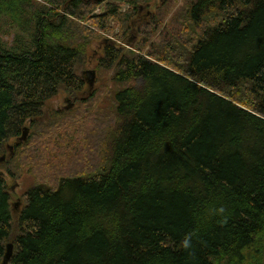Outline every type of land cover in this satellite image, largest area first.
I'll list each match as a JSON object with an SVG mask.
<instances>
[{
	"label": "trees",
	"instance_id": "16d2710c",
	"mask_svg": "<svg viewBox=\"0 0 264 264\" xmlns=\"http://www.w3.org/2000/svg\"><path fill=\"white\" fill-rule=\"evenodd\" d=\"M168 1L0 0V264L7 243L8 264H264V0H187L139 49L102 37ZM93 39L120 88L95 119Z\"/></svg>",
	"mask_w": 264,
	"mask_h": 264
},
{
	"label": "rangeland",
	"instance_id": "374dc122",
	"mask_svg": "<svg viewBox=\"0 0 264 264\" xmlns=\"http://www.w3.org/2000/svg\"><path fill=\"white\" fill-rule=\"evenodd\" d=\"M177 1L179 4H176V0H169L168 2L165 3V5L161 3L158 6H155L154 9H152V6H150L149 4L146 6L142 5L140 6V9H137L135 11V15L133 16V19L130 22L124 23L125 25L127 24L125 27L121 25L120 23H118L117 21L112 20L110 21V27L113 29V33L106 34L105 36H102V35L101 36L105 37V39H108V40L109 39L116 40L121 47L130 48L129 45H132V46H136L137 49H139V46L144 43L143 39L153 38V41L162 39L163 36H161V34H163L164 31L168 29L169 27L168 23L170 24L171 19L175 16V13L178 11L180 4H184L187 0H177ZM114 6H117L118 8ZM143 6H145L148 10H145ZM111 8L118 9V13L121 16H123V14L130 13V10H131L129 9L128 5L121 3V2L120 3L106 2L104 3V5L100 6V9L97 10L96 15L104 14L106 10L111 9ZM148 11L150 13L154 12V14H152L153 17L160 18V21L162 24L161 26H159L158 30L155 31L152 35H150L149 37H144L141 35V32L134 33V31L131 28H129V25H131L132 27H135L138 24L139 26H143V24L145 22H148L150 19L147 15ZM101 38L99 41L102 40ZM96 41L97 39H93L91 41L92 45L85 49L86 55L83 54L81 56L82 65L80 66L79 71H77L79 76L82 75L84 72L89 71L88 73L84 75L83 80H84L85 85H88V83L91 84V82H93V84L95 83L94 84L95 88L93 90L92 96L97 94V97L93 98L94 101H92V105L90 108L91 109L90 116L93 119L98 118L97 117L98 113H102L108 110L109 107H111V102H110L111 100L109 98L110 96L105 97V95L108 92V90L112 88V86H116L112 82V70L107 71L106 69L98 68L99 60L101 57H103V53L100 52L101 47L99 45L95 46ZM126 43L129 45H127ZM147 51H148V48L144 50V52H147ZM91 72H93V74ZM137 83L139 84L140 81H137ZM130 84H132V82ZM116 87L118 88V90L120 89L118 85ZM73 96L74 94H71L65 91L61 92L57 100V106L62 107L64 98L69 97L70 99L73 100L74 99ZM97 130L90 129L88 133L84 132L82 136L84 137V136L89 135L91 139H93L95 136L98 137V135L101 133V129H97ZM30 135L31 133H29V138H30ZM97 139L98 138H96V143H98ZM37 141H41V139L38 138ZM41 142L43 143L44 139H42ZM29 181H30V177L28 175H24L21 180L16 181L12 184L14 188L10 190V194L13 197V203L15 206H16V203L17 204L20 203L19 199L22 197L23 192L26 189V186L29 185ZM22 201H24V197L22 198ZM15 209L17 208L15 207ZM16 212H19V210H17Z\"/></svg>",
	"mask_w": 264,
	"mask_h": 264
},
{
	"label": "bare ground",
	"instance_id": "6f19581e",
	"mask_svg": "<svg viewBox=\"0 0 264 264\" xmlns=\"http://www.w3.org/2000/svg\"><path fill=\"white\" fill-rule=\"evenodd\" d=\"M89 72V71H88ZM88 72H84L82 75H80V77L82 78V79H84V75L86 74V73H88ZM84 81V80H83ZM95 84V83H94ZM90 85V83H88V88H89V91L90 92H93V90H94V88H95V85ZM75 106H76V104L73 102V100L72 99H70L69 97H66V98H64V101H63V105H62V109H63V111H70V110H72V109H74L75 108ZM20 140V142H19V144H23L24 143V141H23V139H19ZM11 189H13L12 187L9 189V191L11 190ZM12 197V196H11ZM13 198V197H12ZM20 198V197H19ZM21 200V201H20ZM19 204H17L16 203V206L14 205V203H13V207L15 208H17V209H15V211H17V210H20L21 208H22V199L20 198L19 199ZM19 205V206H18ZM21 206V207H20ZM20 208V209H19ZM13 246V254H12V256L14 255V249H15V247H14V244L13 243H7V245H6V253H7V250H8V246ZM12 256H11V258H12ZM5 258V257H4ZM10 258V259H11ZM10 261V260H9ZM9 261H8V263H9ZM4 262V261H3ZM7 263V264H8Z\"/></svg>",
	"mask_w": 264,
	"mask_h": 264
},
{
	"label": "water",
	"instance_id": "95a60500",
	"mask_svg": "<svg viewBox=\"0 0 264 264\" xmlns=\"http://www.w3.org/2000/svg\"><path fill=\"white\" fill-rule=\"evenodd\" d=\"M92 74H93V72H91ZM91 84L93 85V82H91ZM90 84V85H91ZM29 130H28V128H25L24 130H23V135H22V138L24 139V141H27V139H28V136H29ZM6 161V156L4 155V156H2L1 157V159H0V164L3 162H5ZM12 188H14V186H12ZM12 254H13V246H8V250H7V253L5 254V258H4V262H3V264H7L8 263V261L10 260V258H11V256H12Z\"/></svg>",
	"mask_w": 264,
	"mask_h": 264
},
{
	"label": "flooded vegetation",
	"instance_id": "af4514ba",
	"mask_svg": "<svg viewBox=\"0 0 264 264\" xmlns=\"http://www.w3.org/2000/svg\"><path fill=\"white\" fill-rule=\"evenodd\" d=\"M147 15H148V16H150V15H151V13L148 11V12H147ZM65 98H66V97H65Z\"/></svg>",
	"mask_w": 264,
	"mask_h": 264
}]
</instances>
